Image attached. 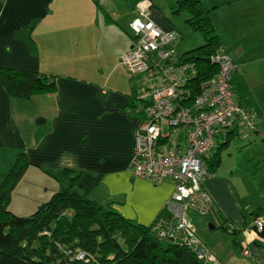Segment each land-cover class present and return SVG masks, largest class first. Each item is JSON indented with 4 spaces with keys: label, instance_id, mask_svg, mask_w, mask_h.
Returning <instances> with one entry per match:
<instances>
[{
    "label": "crops",
    "instance_id": "0c3cea01",
    "mask_svg": "<svg viewBox=\"0 0 264 264\" xmlns=\"http://www.w3.org/2000/svg\"><path fill=\"white\" fill-rule=\"evenodd\" d=\"M152 1L151 20L162 30L180 34L177 47L181 32L157 1ZM211 1L202 3L225 12L224 18L230 17L232 27H241L244 32L245 26L251 21L255 25L254 17L260 16L263 24L250 29L253 37L263 40L258 31L264 30V2ZM217 1L220 4L215 6ZM136 4L123 0H0V68L54 76L56 83L54 93L22 100L10 97L0 82V179L19 153L25 154L29 164L11 196L9 211L14 215L33 214L65 187V182H59L64 169L82 171L79 187L85 197L110 205L126 219L151 226L162 211L170 214L171 181L152 183L134 178L129 169L134 131L142 115L134 110L131 116L126 109L129 100L143 91V82L126 71L122 60L132 47L128 29ZM230 5L235 9L233 15ZM213 25L221 26L218 21ZM246 50L240 45L234 57L228 55L237 64L233 62V74L242 73L240 65L249 63L243 60L249 57ZM260 51L264 52V45ZM231 89L243 108L261 111L258 102L256 110L243 106L249 101H241L232 81ZM258 125L255 132L238 139L253 135L264 139ZM234 168L223 173L219 166L203 180L202 188L211 201L210 213H191L187 218L216 264H264V237L254 234L252 228L253 219L264 216V185L260 183L261 193L249 198L237 182H249L253 177H240ZM258 172L257 181H264V165ZM204 222L210 232L218 230L219 234L206 233ZM224 226L228 232L222 230Z\"/></svg>",
    "mask_w": 264,
    "mask_h": 264
},
{
    "label": "trees",
    "instance_id": "16d2710c",
    "mask_svg": "<svg viewBox=\"0 0 264 264\" xmlns=\"http://www.w3.org/2000/svg\"><path fill=\"white\" fill-rule=\"evenodd\" d=\"M123 1L137 3L141 0ZM171 12L186 14V24L203 39V45L191 52L180 55L175 51L176 61L191 63L195 69L194 77L187 84L192 99L199 84L216 75L218 65L213 58L216 54H224L223 48L210 20V10L203 6L202 0H174ZM104 18L108 17L104 15ZM151 55L156 60L155 63L147 62L151 70L156 68L154 64L171 63L159 59L157 53ZM0 82L10 97L22 100L56 90L54 76L35 72L0 68ZM138 98L132 97L127 105L126 111L131 116L136 107L132 103L138 102ZM236 103L242 107L237 100ZM247 112L257 119L254 112ZM256 129L257 120L253 129H244L241 134L236 129L223 135L219 133L222 136L218 137L213 153L211 150L205 160L209 174L219 168L221 151L227 146L229 137L238 138ZM28 166L25 154L19 153L0 184V264H205L194 250L178 243L176 237L172 240L168 235H159L155 223L160 219L171 222L166 210L151 226L126 219L110 205H100L85 197L79 187L82 171L62 170L59 182H65V187L40 204L33 214L14 215L9 211L11 196ZM221 228L228 232L226 226ZM258 235L264 237V231ZM79 254L84 258L77 259Z\"/></svg>",
    "mask_w": 264,
    "mask_h": 264
},
{
    "label": "built area",
    "instance_id": "2783aa9c",
    "mask_svg": "<svg viewBox=\"0 0 264 264\" xmlns=\"http://www.w3.org/2000/svg\"><path fill=\"white\" fill-rule=\"evenodd\" d=\"M151 6L149 0L137 2L136 15L129 23L132 47L122 60L130 74L143 82V96L135 105L142 121L134 131L129 169L134 178L152 183L171 181V222L160 219L155 229L160 236L168 235L172 240L176 237L205 264H216L214 255L194 235L187 217L209 212L211 201L201 184L210 176L205 160L218 137L232 129L239 134L253 129L256 120L236 103L230 86L234 65L222 53L213 58L218 65L216 75L201 82L191 99L187 84L195 75L193 64L176 61L174 45L179 35L174 30L160 29L151 20ZM151 53L171 63L154 64L156 68L151 70L147 62H156ZM252 228L256 235L264 231V216L253 219ZM83 258V254L77 256Z\"/></svg>",
    "mask_w": 264,
    "mask_h": 264
},
{
    "label": "rangeland",
    "instance_id": "374dc122",
    "mask_svg": "<svg viewBox=\"0 0 264 264\" xmlns=\"http://www.w3.org/2000/svg\"><path fill=\"white\" fill-rule=\"evenodd\" d=\"M150 2L152 0H149ZM156 4L159 5L163 9V13L167 16V18L172 19L175 23V28L179 30L182 34L181 43L177 47H175L176 53L182 55L185 52H191L194 49L203 45L202 37L194 33L190 27L186 24V14H172L171 7L174 3V0H156ZM209 3L212 2L211 0H207ZM256 2H264V0H255ZM153 2V1H152ZM151 2V5H152ZM220 4L219 1L215 3V6ZM203 6L207 8L204 4ZM207 9L210 10V19L212 24H215L217 21L221 26L215 25L217 27V35L219 34L218 38L223 45L222 52L227 56L234 57V50L240 46L244 45L247 50L244 53H248V59L243 58V60L249 61V63H245V65H240L242 69L241 71H235L234 74L232 73L231 81H232V88L236 91V95L241 98L243 102L244 99H248L249 103H246L245 106H254L256 110V102H258L261 106V111L258 110L256 112V120L259 123L264 117V52L260 51L261 46L264 45V30L258 31V33L263 37V40L258 37H253L251 35V27L255 28V25H262L263 22L261 21L260 16H255L254 20L255 25L252 26L253 21L247 24L245 32L241 27H232L231 19L229 16L224 18L226 15L225 12L222 10H214L208 7ZM169 10V12H168ZM228 10L231 12V15L234 14V6L230 5ZM222 15V16H220ZM223 26L225 27L223 30ZM232 28V29H230ZM129 30V29H128ZM175 31V30H174ZM178 33V32H177ZM180 35V34H179ZM261 44V45H259ZM164 49H167L166 47ZM225 50V51H224ZM228 56V57H229ZM231 58V57H229ZM234 62V61H233ZM236 64V62H234ZM237 65V64H236ZM233 72V71H232ZM257 81V82H256ZM251 88L249 89L248 88ZM247 88L245 91L244 89ZM138 91V90H137ZM253 95H252V93ZM255 99L254 100V96ZM139 97L143 96V93H139ZM263 115V116H262ZM264 120H261L258 129L260 132L264 133V125L261 123ZM253 135V134H252ZM259 135V134H258ZM264 137V135H263ZM221 160L222 163L220 165V171L223 173L229 172V168L231 166H235L234 171L240 177H253V180L249 182H237V186L244 190L245 193L248 194L249 198H254L255 194L261 193L259 187L261 184L264 185V181H257L258 179L255 177L257 174L259 175L260 172L257 173L258 167L264 165V139L258 136L253 135L247 139L241 138L238 139L236 136L232 137L228 141V145L221 151ZM10 170V169H9ZM1 172V171H0ZM8 171H5L4 174L6 175ZM2 173V172H1ZM248 176V177H246ZM2 178V176H1ZM3 179H0L2 182ZM0 182V184H1ZM261 183V184H260ZM210 213V212H208ZM206 233H214L219 234L218 230L210 232L208 229V224L204 222ZM201 228H199L200 230ZM198 236V233H197ZM240 241V238L237 239Z\"/></svg>",
    "mask_w": 264,
    "mask_h": 264
}]
</instances>
